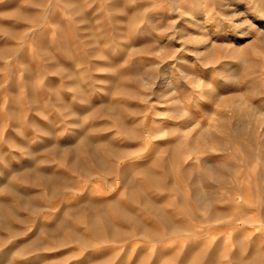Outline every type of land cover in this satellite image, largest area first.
I'll return each instance as SVG.
<instances>
[{
    "label": "rangeland",
    "instance_id": "1",
    "mask_svg": "<svg viewBox=\"0 0 264 264\" xmlns=\"http://www.w3.org/2000/svg\"><path fill=\"white\" fill-rule=\"evenodd\" d=\"M250 3L0 0V264H253L250 243L264 251V21ZM216 95L261 111L215 116ZM137 187L157 210L130 201ZM90 200L102 243L62 209L85 216ZM214 206L236 218L210 217ZM133 218L160 234L141 236Z\"/></svg>",
    "mask_w": 264,
    "mask_h": 264
},
{
    "label": "bare ground",
    "instance_id": "2",
    "mask_svg": "<svg viewBox=\"0 0 264 264\" xmlns=\"http://www.w3.org/2000/svg\"><path fill=\"white\" fill-rule=\"evenodd\" d=\"M252 3H250L254 8H252L253 9V13H255V15L256 16H258V18L260 19V20H262V21H264V0H250ZM249 9V8H248ZM251 9V8H250ZM249 9V10H250ZM249 10H247V12L249 11ZM255 10V11H254ZM253 20V19H252ZM262 77V76H261ZM229 86V85H228ZM218 88V87H217ZM220 94V93H219ZM229 97V96H228ZM264 97V96H263ZM216 98H217V95H216ZM199 99V98H198ZM203 99V98H202ZM217 99H219V98H217ZM217 99H216V101H217ZM262 99V98H261ZM181 100V99H180ZM214 100V99H213ZM199 101V100H198ZM237 101V100H236ZM204 102V101H203ZM214 102H215V100H214ZM251 102V101H250ZM252 103V102H251ZM188 104V103H187ZM219 106L217 105V107H215L216 108V115L215 116H219V115H221V108L222 109H226L227 111H229L230 113L232 112V113H234L235 114V112L236 111H238V112H240V114H242V113H248V114H252L253 112H254V109H257V110H260L261 111V108L259 107V106H257V105H249V104H247L246 106H242V108L240 107V106H237L236 104H234V99L232 98V96H231V98H225V99H222L221 101H220V99H219ZM239 105H241V104H239ZM196 106V105H195ZM199 106V105H198ZM201 108H203L202 106H201ZM263 108V107H262ZM191 109V108H190ZM200 109V108H199ZM210 109V108H209ZM252 109H253V112H252ZM206 111V110H205ZM264 111V110H263ZM223 112H225V111H223ZM222 112V113H223ZM215 113V112H214ZM226 113H228V112H226ZM226 113H224V114H226ZM256 113V111L254 112V114ZM223 114V115H224ZM257 114V113H256ZM263 114H264V112H263ZM222 115V116H223ZM228 115H229V113H228ZM232 115V114H231ZM243 115H245V114H243ZM192 116V115H191ZM212 115H209V117H211ZM226 116V115H225ZM195 117V116H194ZM196 117H198V116H196ZM259 117V116H258ZM240 118V117H239ZM200 119V118H199ZM211 119V118H210ZM224 119V118H223ZM209 120V119H208ZM220 120H222V119H220ZM225 120V119H224ZM241 120V119H240ZM217 121L219 122V120H218V118H217ZM218 122H217V124H218ZM223 123H225V122H223ZM239 123V122H238ZM174 124V123H173ZM230 124H232V122L230 123ZM247 124V123H246ZM209 125V124H208ZM226 125V124H225ZM223 126H224V124H223ZM223 126H221V127H223ZM230 126V125H229ZM234 127H236V126H234ZM231 128V127H230ZM232 128H233V126H232ZM221 129V128H220ZM229 129V128H228ZM235 129V128H234ZM238 129V128H237ZM231 130H233V129H231ZM243 130V129H242ZM222 131V130H221ZM227 131V130H226ZM242 133V132H241ZM234 133H232V135H233ZM220 135V134H219ZM226 135V134H225ZM230 135H231V133H230ZM231 135V136H232ZM235 135V134H234ZM221 136V135H220ZM230 136V137H231ZM247 136V135H246ZM216 137V136H215ZM229 137V136H228ZM228 137H224V140L222 141L223 143L222 144H224V145H230V144H235L236 143V141H233L232 142V140H234V139H228ZM238 137V136H237ZM253 138H254V136H253ZM217 139V138H216ZM237 138H235V140H236ZM213 141H215V139L213 140ZM217 141V140H216ZM238 141V140H237ZM106 142V141H105ZM219 142H221V141H219ZM219 142H218V144H219ZM241 142V141H240ZM250 144V143H249ZM103 145H105L106 146V144H103ZM119 146V145H118ZM217 146H219V145H217ZM221 147H222V145H220ZM235 146H236V144H235ZM237 146H238V142H237ZM236 146V147H237ZM250 146V145H249ZM120 147V146H119ZM91 148V147H90ZM94 147H92V149H93ZM220 148V147H219ZM224 148V147H223ZM222 148V149H223ZM239 148V147H238ZM250 148V147H249ZM94 149H96V148H94ZM112 149H114V148H112ZM231 149V148H230ZM232 149H234V148H232ZM91 150V149H90ZM123 150V149H122ZM121 149H120V151H122ZM111 151H113V150H111ZM115 151V150H114ZM92 152V151H91ZM121 153H123V151L122 152H119V154L121 155ZM112 154V153H111ZM115 154H116V152H115ZM123 154H125V152L123 153ZM258 154V153H257ZM118 155V154H117ZM112 156L114 157L115 155L114 154H112ZM243 156V154L241 155V157ZM245 156V155H244ZM243 156V157H244ZM119 157V156H118ZM121 157H122V155H121ZM214 157V156H213ZM98 158V157H97ZM120 158V157H119ZM245 158V157H244ZM243 158V159H244ZM247 158V157H246ZM245 158V159H246ZM215 159V158H214ZM244 161V160H243ZM103 163V162H102ZM245 163V162H244ZM75 164H77L76 162H75ZM70 165V164H69ZM248 165V164H247ZM102 166H103V164H102ZM189 166V165H188ZM79 167V166H78ZM77 167V168H78ZM81 167V166H80ZM105 167V166H104ZM83 171V170H82ZM103 171V170H102ZM81 172V171H80ZM145 172V171H144ZM191 172V171H190ZM25 173H29L30 174V176L32 177V178H34V180L36 179V178H42L43 180H44V182L46 183V184H50V183H53L52 182V176H43L41 173H39V172H33V171H31V172H29L28 170L27 171H25L24 173H22V176H24V174ZM82 173V172H81ZM185 174H186V172H185ZM188 175H190V174H188ZM187 176V175H186ZM185 176V177H186ZM149 178H150V180L153 182V186H154V188L156 189V190H158L159 192L160 191H175V189L176 188H174L173 187V185H171V184H162V178H155V177H152V176H149ZM189 178V177H188ZM54 179V178H53ZM212 179V178H211ZM204 180V179H203ZM149 181V180H148ZM151 183V182H150ZM193 183V182H192ZM3 184V183H2ZM213 185V184H212ZM128 186V185H127ZM137 188H139V187H137ZM178 188V187H177ZM192 188V187H191ZM214 188V187H213ZM13 189V188H12ZM131 189V188H130ZM187 189V188H186ZM194 189V188H193ZM212 189V188H211ZM228 189V188H227ZM255 189V188H254ZM128 190V189H127ZM215 189H213V191H214ZM223 190V189H222ZM246 190H248V189H246ZM187 191V190H186ZM216 191V190H215ZM218 191V190H217ZM226 191V190H225ZM138 192H142V191H140V188L139 189H135V188H133V189H131V191L129 190V192H128V194H129V197H130V201L132 200L133 202H140V203H143L145 206H147V207H149V209L150 208H152V209H155V210H157V208L156 207H154V205L152 204V202L150 201V199L144 194V195H140V194H138ZM227 192H228V190H227ZM146 193V192H145ZM186 194V193H185ZM243 194H244V192H243ZM257 195V194H256ZM128 196V195H127ZM184 196V195H183ZM223 197V196H222ZM250 198V197H249ZM184 199V198H183ZM93 200V199H92ZM92 200H90V201H88L86 204H85V216H83L80 212H79V207L77 206V205H72V206H69L68 208L66 207H64V208H62L63 209V211H72L73 209L75 210V220L77 221V222H82L83 220L89 225V226H91V230H95V233H96V236L98 237V239H99V242L100 243H102V241H103V237H104V233L103 232H101V230L99 229V226H98V222H97V220H95L94 219V217H93V215H92V212L95 210H97V209H99L101 206L99 205L98 206V204L96 203V202H94V201H92ZM24 201V200H23ZM84 201V200H83ZM23 203V202H22ZM25 203H26V201H25ZM104 203V202H103ZM179 203V202H178ZM100 204H102V202L100 201ZM113 204V203H112ZM186 204V203H185ZM105 205V204H104ZM192 205V204H191ZM196 205V204H195ZM107 206V205H106ZM117 206V205H116ZM184 206V205H183ZM211 206V205H210ZM187 207V206H186ZM115 208V207H114ZM209 208V207H208ZM211 208V207H210ZM220 208V207H219ZM219 208H217V206L215 207H213V208H211V210H210V217H213V218H218V219H220V217L222 218L223 217V219L225 220H228V221H231V220H234V218L233 217H235L236 218V216H233L234 215V213H232L231 215H230V213H228L227 214V212L226 213H224L225 211H221L222 209H220L219 210ZM82 209V208H81ZM117 211L119 212V214L122 216V217H124V218H129V217H133V216H131L130 214H132V213H130V212H128L126 209H119V207H118V209H117ZM193 213V212H192ZM13 214V213H12ZM72 214H73V211H72ZM160 214V213H159ZM62 218V217H61ZM136 218V217H135ZM131 219V218H130ZM129 219V220H130ZM134 219V218H133ZM132 219V220H133ZM136 219H139V218H136ZM136 219H134L133 221L137 224V226H138V228L137 229H139L140 231H138V232H140V235L141 236H146V237H154L155 235H157L160 231L159 230H156V229H153V228H148V227H146L145 225H142L141 223H140V221L139 220H137V222L135 221ZM58 220H60L61 221V219H58ZM64 219H62V221H63ZM222 220V219H221ZM246 220V219H245ZM67 220H65V222H66ZM139 221V222H138ZM251 220H249V222H250ZM100 222V221H99ZM60 223H64V222H60ZM113 223V222H112ZM133 223V222H132ZM57 224V223H56ZM249 224V223H248ZM54 226H51L49 229H46V230H48V232H54V231H57V227L55 226V224H53ZM64 225H66V224H64ZM64 225H62V226H64ZM135 226V225H134ZM121 227V226H120ZM179 227H181V226H179ZM179 227H177V226H174V224H171V223H169L168 222V226H167V230L169 231V232H175V231H182ZM186 227V226H185ZM48 228V227H47ZM65 228L67 229L68 228V232H69V230H70V233H71V235H72V240L73 241H76V242H81V243H84V244H86V239H84L83 237L81 238V236L80 235H78L76 232H75V230L73 229L74 227L71 225V223L70 224H67V227L65 226ZM21 231V230H20ZM121 231V230H120ZM120 231L117 229V228H115L114 226H111V225H109V231H108V236L110 235V237H112V238H116V237H118L119 238V236H117L119 233H120ZM159 231V232H158ZM94 232V231H93ZM122 232V231H121ZM136 232H137V230H136ZM137 232V233H138ZM195 232V231H194ZM56 233V232H55ZM136 233V234H137ZM128 235H129V233H127ZM160 234V233H159ZM55 235V234H54ZM124 235V234H123ZM58 237V236H57ZM61 237V238H60ZM58 239H62V236H60ZM254 237V236H253ZM36 238V237H35ZM258 238H259V236H258ZM37 239V238H36ZM55 239H56V237H55ZM117 239V238H116ZM59 240V241H60ZM71 240V239H70ZM88 240H89V238H88ZM115 240V239H114ZM32 241V240H31ZM58 240H56V242H57ZM94 241V240H93ZM251 241V240H250ZM89 242V241H88ZM104 242V241H103ZM29 243H31V242H28V243H26L25 245H24V247H22L23 249L24 248H26V247H28L29 245H32V244H29ZM59 243V242H58ZM61 243H62V241H61ZM90 243V242H89ZM246 243H248V242H246ZM246 243H245V246H248V245H246ZM250 244H252L253 246H251V247H249L250 249L252 248V250L254 251L253 253H254V257H251L252 259L250 260V262L252 261L253 262V264H262V262H263V259H264V251H259V250H257V246L258 245H256V244H258L257 242H256V244H253V243H250ZM99 246V245H98ZM97 247V246H96ZM94 248V247H93ZM213 249V248H212ZM258 249H259V247H258ZM251 250V251H252ZM208 253H210V252H208ZM215 253V252H214ZM122 254V253H121ZM199 254V256L201 255V253H198ZM74 255V254H73ZM100 255V254H99ZM109 255H111V254H109ZM203 255H205V254H203ZM195 256V255H194ZM199 256H197V257H199ZM78 257V256H77ZM108 258H110L109 256H107ZM114 258L115 257H113V260H114ZM196 258V257H195ZM200 258V257H199ZM236 258V257H235ZM234 258V259H235ZM249 258V257H248ZM106 259L107 258H104V257H102L101 259H98V260H96L95 259V262H93V264H104V263H106ZM244 259V258H243ZM242 258L241 259H239L238 257H237V259L235 260V261H237V262H235V264H246L247 262V260L246 261H242L243 260ZM112 259H111V262L113 261ZM116 260V259H115ZM114 260V261H115ZM110 261V260H109ZM72 262V261H71ZM234 262V261H233ZM246 262V263H245ZM249 262V263H250ZM90 263V262H89ZM107 263H108V261H107Z\"/></svg>",
    "mask_w": 264,
    "mask_h": 264
}]
</instances>
